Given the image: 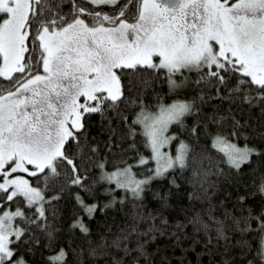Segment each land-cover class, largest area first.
Listing matches in <instances>:
<instances>
[{
  "label": "snow or ice",
  "instance_id": "snow-or-ice-1",
  "mask_svg": "<svg viewBox=\"0 0 264 264\" xmlns=\"http://www.w3.org/2000/svg\"><path fill=\"white\" fill-rule=\"evenodd\" d=\"M0 264H264V0H0Z\"/></svg>",
  "mask_w": 264,
  "mask_h": 264
},
{
  "label": "trees",
  "instance_id": "trees-1",
  "mask_svg": "<svg viewBox=\"0 0 264 264\" xmlns=\"http://www.w3.org/2000/svg\"><path fill=\"white\" fill-rule=\"evenodd\" d=\"M166 90H167L166 89V86H164V91H166ZM191 119L192 118H188L187 119V122L188 123H191ZM243 142H244L243 141V138H241L240 143L243 144ZM173 145H174L173 147H175V143H173ZM146 154H148V153H146ZM137 171H138V174H139L140 170H137ZM169 175H172V172L171 171L169 172ZM177 177H178V180L182 184L183 187H188V185L185 182L184 178L183 177H180L178 172H177ZM212 179H215V177H212ZM157 183H159V182H157ZM154 186H155V184H154ZM229 190H230L229 185L227 183H223L222 184V190L217 193V198L223 197L224 194H225V192L226 191H229ZM109 218H111V214H110Z\"/></svg>",
  "mask_w": 264,
  "mask_h": 264
},
{
  "label": "rangeland",
  "instance_id": "rangeland-1",
  "mask_svg": "<svg viewBox=\"0 0 264 264\" xmlns=\"http://www.w3.org/2000/svg\"><path fill=\"white\" fill-rule=\"evenodd\" d=\"M174 145L172 144L171 147V151L174 153L175 152V147H173Z\"/></svg>",
  "mask_w": 264,
  "mask_h": 264
}]
</instances>
